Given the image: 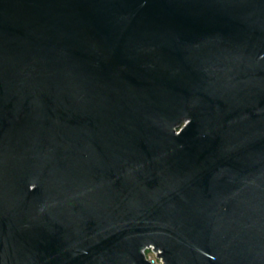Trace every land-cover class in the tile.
<instances>
[{
	"label": "water",
	"instance_id": "1",
	"mask_svg": "<svg viewBox=\"0 0 264 264\" xmlns=\"http://www.w3.org/2000/svg\"><path fill=\"white\" fill-rule=\"evenodd\" d=\"M264 264V0H0V264Z\"/></svg>",
	"mask_w": 264,
	"mask_h": 264
},
{
	"label": "rangeland",
	"instance_id": "2",
	"mask_svg": "<svg viewBox=\"0 0 264 264\" xmlns=\"http://www.w3.org/2000/svg\"><path fill=\"white\" fill-rule=\"evenodd\" d=\"M146 255L150 260H153L157 264H162L161 259H159L151 248L146 249Z\"/></svg>",
	"mask_w": 264,
	"mask_h": 264
},
{
	"label": "built area",
	"instance_id": "3",
	"mask_svg": "<svg viewBox=\"0 0 264 264\" xmlns=\"http://www.w3.org/2000/svg\"><path fill=\"white\" fill-rule=\"evenodd\" d=\"M147 249H148V248H147ZM151 249H152V248H151ZM152 250H153V249H152ZM153 252H154V251H153ZM154 253H155V252H154ZM155 254H156V253H155ZM156 256H157V254H156ZM157 257H158V256H157ZM158 258H159V257H158ZM159 259H161V258H159ZM161 261H162V259H161ZM152 262L155 263L153 260H152ZM156 264H157V263H156ZM162 264H164L163 261H162Z\"/></svg>",
	"mask_w": 264,
	"mask_h": 264
}]
</instances>
